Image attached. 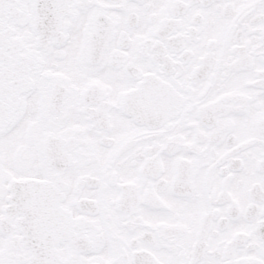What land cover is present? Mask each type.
<instances>
[{"label": "snow or ice", "instance_id": "snow-or-ice-1", "mask_svg": "<svg viewBox=\"0 0 264 264\" xmlns=\"http://www.w3.org/2000/svg\"><path fill=\"white\" fill-rule=\"evenodd\" d=\"M0 264H264V0H0Z\"/></svg>", "mask_w": 264, "mask_h": 264}]
</instances>
